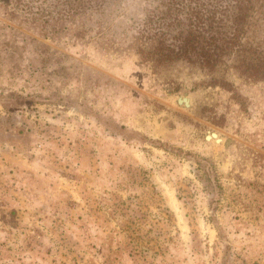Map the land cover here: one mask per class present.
<instances>
[{
	"label": "rangeland",
	"instance_id": "374dc122",
	"mask_svg": "<svg viewBox=\"0 0 264 264\" xmlns=\"http://www.w3.org/2000/svg\"><path fill=\"white\" fill-rule=\"evenodd\" d=\"M138 13L53 32L0 8V264H264V82L229 76L241 107L194 66L156 72Z\"/></svg>",
	"mask_w": 264,
	"mask_h": 264
},
{
	"label": "trees",
	"instance_id": "16d2710c",
	"mask_svg": "<svg viewBox=\"0 0 264 264\" xmlns=\"http://www.w3.org/2000/svg\"><path fill=\"white\" fill-rule=\"evenodd\" d=\"M109 1L0 0V8L54 32L64 21L103 13ZM136 1L139 13L124 29L156 72L177 62L194 66L208 75L201 84L231 92L241 107L247 100L229 76L264 82V0Z\"/></svg>",
	"mask_w": 264,
	"mask_h": 264
},
{
	"label": "water",
	"instance_id": "95a60500",
	"mask_svg": "<svg viewBox=\"0 0 264 264\" xmlns=\"http://www.w3.org/2000/svg\"><path fill=\"white\" fill-rule=\"evenodd\" d=\"M177 102L180 103V104H184L185 106H189L190 105L189 98L185 97V96L184 97H179ZM215 135L217 137H213ZM210 138H214L216 141H220V138L215 133H212V134L206 136V139H210Z\"/></svg>",
	"mask_w": 264,
	"mask_h": 264
},
{
	"label": "bare ground",
	"instance_id": "6f19581e",
	"mask_svg": "<svg viewBox=\"0 0 264 264\" xmlns=\"http://www.w3.org/2000/svg\"><path fill=\"white\" fill-rule=\"evenodd\" d=\"M213 137H217V136L215 135V136H213Z\"/></svg>",
	"mask_w": 264,
	"mask_h": 264
}]
</instances>
